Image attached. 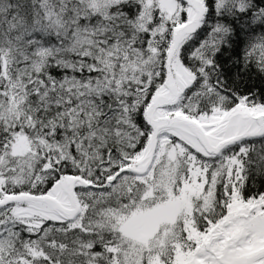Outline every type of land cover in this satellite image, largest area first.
Listing matches in <instances>:
<instances>
[{"label": "snow or ice", "instance_id": "obj_1", "mask_svg": "<svg viewBox=\"0 0 264 264\" xmlns=\"http://www.w3.org/2000/svg\"><path fill=\"white\" fill-rule=\"evenodd\" d=\"M0 264H264V0H0Z\"/></svg>", "mask_w": 264, "mask_h": 264}]
</instances>
